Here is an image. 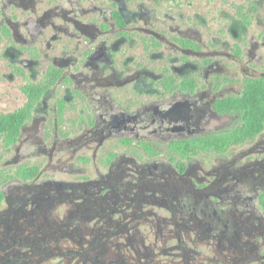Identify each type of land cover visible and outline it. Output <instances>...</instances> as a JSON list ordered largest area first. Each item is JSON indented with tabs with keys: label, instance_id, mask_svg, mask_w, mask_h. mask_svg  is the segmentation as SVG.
Here are the masks:
<instances>
[{
	"label": "flooded vegetation",
	"instance_id": "obj_1",
	"mask_svg": "<svg viewBox=\"0 0 264 264\" xmlns=\"http://www.w3.org/2000/svg\"><path fill=\"white\" fill-rule=\"evenodd\" d=\"M0 36V264H264V0H0Z\"/></svg>",
	"mask_w": 264,
	"mask_h": 264
},
{
	"label": "trees",
	"instance_id": "obj_2",
	"mask_svg": "<svg viewBox=\"0 0 264 264\" xmlns=\"http://www.w3.org/2000/svg\"><path fill=\"white\" fill-rule=\"evenodd\" d=\"M32 102H29L26 107L19 109L14 113H0V139L5 138L7 144H10L16 139L21 124L25 118L29 117ZM246 124L245 131L253 134L259 131L264 126V79L257 84L250 86L246 94L245 104ZM260 117L259 127H255L256 118Z\"/></svg>",
	"mask_w": 264,
	"mask_h": 264
},
{
	"label": "rangeland",
	"instance_id": "obj_3",
	"mask_svg": "<svg viewBox=\"0 0 264 264\" xmlns=\"http://www.w3.org/2000/svg\"><path fill=\"white\" fill-rule=\"evenodd\" d=\"M8 47V43L0 36V111L15 109L20 103L16 98L19 81L12 83L7 77L9 71V69L7 70V67H9V59L6 52Z\"/></svg>",
	"mask_w": 264,
	"mask_h": 264
}]
</instances>
